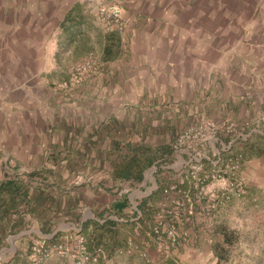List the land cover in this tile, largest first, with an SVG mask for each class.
I'll use <instances>...</instances> for the list:
<instances>
[{"label":"rangeland","instance_id":"rangeland-1","mask_svg":"<svg viewBox=\"0 0 264 264\" xmlns=\"http://www.w3.org/2000/svg\"><path fill=\"white\" fill-rule=\"evenodd\" d=\"M110 32L118 36L105 45L111 49V57L104 58L105 47L101 54L97 48L88 51L87 41L81 40L70 48L67 75L51 85L56 100L68 113V143L60 149L64 154L61 159L35 163L34 168L27 166L29 170L22 163L19 166L13 156H2L3 170L9 178L3 183L6 192L13 195L7 198L22 203V220L5 225L6 243L5 249L0 250V264H70L68 259L78 264L79 259L72 255L78 237H83L87 252L96 257L84 264H264L262 87L260 90L254 87L259 90L260 114L258 109H251L249 98L246 99L250 100L249 112L238 113L246 103L243 98L252 97L251 89L243 95L238 80L244 76L264 78V67L243 65L242 61L233 60L238 52L230 50H190L183 46L179 52L169 47L159 53L153 49L150 56L159 54L167 61L159 83L146 86L138 78L132 82L121 74L111 83L116 91L111 89L104 96L94 93L92 83L87 84L95 74L102 73L103 61L118 56L122 62L134 57L147 58L140 50L129 51V46L126 51V47L118 48V41H123L128 28L123 34L107 31ZM239 54L243 56L242 52ZM84 59L93 60V68L78 83L71 84L73 66ZM115 68H123L120 61L109 69ZM135 68L141 70L139 65ZM85 81L88 82L82 85ZM64 82H68L67 87L62 88L60 84ZM146 87L155 90L151 95L159 91V97L142 94V88ZM227 125L232 127L231 132L224 130ZM194 129L206 138L201 176L218 170L221 173L228 159L237 158L238 179L244 189L241 197L224 199L223 181L217 178L209 177L195 188L191 170L201 155L177 141L181 133ZM129 142L153 157L139 181L116 176V170L132 154ZM244 169L249 180L242 174ZM172 185L177 186L175 200L184 203L185 194L179 191L187 190L193 196L202 188V197L190 215L168 203L171 213L167 212L164 218L163 230L173 229L174 243L167 238L168 230L162 232L160 240L150 232L155 216L161 212L163 190ZM254 187L259 194H254ZM213 189L221 204L210 209L208 191ZM116 201H124V206H114ZM222 231L226 232L227 240ZM38 240L63 244L71 251L64 256L51 253L34 261L31 247ZM144 249L147 259L139 254Z\"/></svg>","mask_w":264,"mask_h":264},{"label":"crops","instance_id":"crops-1","mask_svg":"<svg viewBox=\"0 0 264 264\" xmlns=\"http://www.w3.org/2000/svg\"><path fill=\"white\" fill-rule=\"evenodd\" d=\"M103 4L119 5L128 20V32L123 41H118V48L126 47V51L129 46V51L140 50L147 58L122 62L118 56L103 61L102 73L82 84L92 83L94 93L105 96L111 89L116 91L111 83L121 74L132 82L138 78L146 86L159 83L167 61L159 54L150 56L153 49L159 53L169 47L179 52L183 46L190 50H230L238 52L233 60L264 67V0H0L1 156L11 155L19 166L22 163V167L31 169L35 163L46 164L64 155L60 149L68 143V113L56 100L51 85L67 75L66 58L81 40L87 41L88 51L97 48L100 54L111 42L110 33L103 29L98 16ZM119 61L122 69H109ZM138 65L141 70L135 68ZM255 77L238 80L243 95L252 90V97L243 98L247 104L242 105L239 114L249 112L247 98L252 99L251 109L261 112L257 95L260 87L264 90V78ZM141 91L151 95L155 90L146 87ZM159 95L157 91L151 96ZM228 98L229 94L224 96L225 100ZM242 174L249 180L246 169ZM7 177L5 174L6 182ZM257 188L253 189L256 195L260 193ZM9 194L13 196L4 187L0 189V250L5 249V225L22 220V203L9 196L10 201ZM68 262L72 264L70 259Z\"/></svg>","mask_w":264,"mask_h":264},{"label":"built area","instance_id":"built-area-1","mask_svg":"<svg viewBox=\"0 0 264 264\" xmlns=\"http://www.w3.org/2000/svg\"><path fill=\"white\" fill-rule=\"evenodd\" d=\"M98 16L101 25L106 31H116L119 34H123L128 28V22L126 19H124L120 7L116 4L101 5L98 8ZM93 66H94V61L91 59H84L76 63L71 71L69 82L71 84L78 83L81 80V76L87 73L88 71H90L93 68ZM67 83L68 82H64L63 84H60V86L62 88H65L67 87ZM224 130L226 132H231L232 127L227 125L225 126ZM205 139L206 138L202 136L200 132H195V129L185 131L181 133L177 138V141L180 145L185 146V144H188V146L192 150H195L197 155L202 156V157L199 156L200 159H196L195 164L192 166L193 170H191V176L196 181L195 188H198L199 187L198 184H201L205 179L209 177L213 179L217 178L218 181L220 180L223 181L222 196L224 199H228L230 196H234L237 198L241 197L244 194V189L241 180L238 179L239 160L237 158L228 159L227 162L224 164V168L221 170V173L220 170H218L217 173L214 171H213L214 173L211 174L209 172H205L201 176V172H202L201 160L203 157H205V155H202V152H205L206 149L204 144ZM190 143L193 144L194 146H192ZM4 175L5 172L3 170L2 156L0 155V185L4 180ZM176 188L177 186L175 185L164 188L163 190L164 198L161 203V212H159L155 216V224L150 230L151 234H153V236L158 240H160L162 232L166 233V231L168 230L167 232L168 235L167 234L166 235L167 238L170 240V243H174L176 240L173 229L170 228L163 230V228L166 227L164 223L165 222L164 218L167 215V212L171 213V210H168V203L169 202L174 203V208L178 210L180 209H183L185 211L187 210L188 215H190L192 213V210H194L195 203L199 200L200 197H202L201 196L202 188H199L195 193V195L193 196L192 195L190 196L187 190L179 191L185 194L186 203L181 202L180 200H175L173 194L176 191L175 190ZM208 198L211 200V203L208 205V208L210 209L212 208L214 209L221 204V200L218 197L216 190L214 189L208 191ZM187 218L188 217L184 219ZM76 243H77L76 250H73L75 254L72 253V255L74 257L77 256V258L79 259V261L77 262L78 264H84L87 261L96 260L95 256H92L87 252L86 244L83 237H78ZM31 251H32L31 259L34 261H38L41 258L50 255L51 253H57L59 255L64 256L70 253L71 250L68 247L64 246L63 244L49 243V242H45L44 240H38L33 243V246L31 247ZM139 254L144 259H147L148 257L147 251L145 249L140 250ZM98 255L99 253H97V256Z\"/></svg>","mask_w":264,"mask_h":264},{"label":"trees","instance_id":"trees-1","mask_svg":"<svg viewBox=\"0 0 264 264\" xmlns=\"http://www.w3.org/2000/svg\"><path fill=\"white\" fill-rule=\"evenodd\" d=\"M109 37L117 38L118 36L117 34L110 32ZM110 53H112L111 49L106 46L104 49V58L111 57L109 56ZM127 146L128 148H130L129 150L132 151V154L127 158L121 169L116 170V176H119L122 179H132L139 181L142 178L143 171L152 163L153 157L150 153H148V151L139 149L140 146L137 144L132 145V143L129 142ZM3 184L4 183L2 182V184L0 185V189L3 187L5 188V184ZM113 205L117 206L118 208H122L124 206V201H116ZM222 233L224 239L227 240L226 232L222 231ZM100 235H102V233H100Z\"/></svg>","mask_w":264,"mask_h":264}]
</instances>
